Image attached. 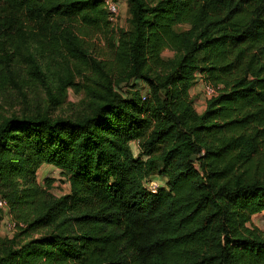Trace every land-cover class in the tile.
Instances as JSON below:
<instances>
[{"label":"trees","instance_id":"trees-1","mask_svg":"<svg viewBox=\"0 0 264 264\" xmlns=\"http://www.w3.org/2000/svg\"><path fill=\"white\" fill-rule=\"evenodd\" d=\"M104 1L0 0V94L54 67L86 99L0 116V197L38 234L0 240V264H264V0H127L109 65L83 41L107 32ZM197 77L218 89L200 113Z\"/></svg>","mask_w":264,"mask_h":264},{"label":"rangeland","instance_id":"rangeland-1","mask_svg":"<svg viewBox=\"0 0 264 264\" xmlns=\"http://www.w3.org/2000/svg\"><path fill=\"white\" fill-rule=\"evenodd\" d=\"M118 3L119 13L114 24H109L106 33H98L83 38L85 48L97 60L112 63L114 57L113 42L115 41L119 30H127L128 13L127 0H115ZM188 26L180 25L176 27L178 31L187 29ZM172 56L171 52L165 51L163 58ZM54 67L47 72L48 84L42 85L39 81L32 79L25 82L20 90L12 89L5 94H0V116L10 118L12 116H32L38 113H46L52 117L69 118L83 114L86 111V99L82 91H75L74 88L68 87L64 95L58 92L57 77L63 73ZM60 78V77H59ZM58 78V79H59ZM197 86V87H196ZM190 98L193 101L194 108L197 112L203 111L205 96L202 92V86L195 84L190 90ZM131 149L136 154L138 152V143L133 142ZM53 180L52 192L60 196L67 192V184L64 176L58 169L53 167H41L36 173L37 182L42 183L44 179ZM158 184L163 180L157 176L154 178ZM12 223L7 212L0 211V240L5 243L14 242V246H20L29 240L30 237H38V234L27 236L21 235V230L8 233L5 229L6 224ZM252 226L264 231V215L261 219H254Z\"/></svg>","mask_w":264,"mask_h":264},{"label":"built area","instance_id":"built-area-1","mask_svg":"<svg viewBox=\"0 0 264 264\" xmlns=\"http://www.w3.org/2000/svg\"><path fill=\"white\" fill-rule=\"evenodd\" d=\"M105 8L108 14V20L111 24L116 22L119 13L118 3L115 0H105L104 1ZM195 84H200L202 86V92L205 96V99H211L218 94V89L212 86L211 84L205 82L200 77H197L195 80ZM159 184L155 179H149L146 182V188L151 193H156L158 190ZM0 211L7 212V203L0 197ZM6 223H4L5 225ZM22 225L19 223L12 221V223H7L5 229L8 233L14 232L18 227Z\"/></svg>","mask_w":264,"mask_h":264},{"label":"crops","instance_id":"crops-1","mask_svg":"<svg viewBox=\"0 0 264 264\" xmlns=\"http://www.w3.org/2000/svg\"><path fill=\"white\" fill-rule=\"evenodd\" d=\"M196 85H197V84H196ZM196 87H197V86H196ZM204 107H205V103H204L203 109H204ZM261 217H262V214H261L260 216L253 217L252 221H253L254 219H261Z\"/></svg>","mask_w":264,"mask_h":264},{"label":"water","instance_id":"water-1","mask_svg":"<svg viewBox=\"0 0 264 264\" xmlns=\"http://www.w3.org/2000/svg\"><path fill=\"white\" fill-rule=\"evenodd\" d=\"M193 159V158H192Z\"/></svg>","mask_w":264,"mask_h":264}]
</instances>
